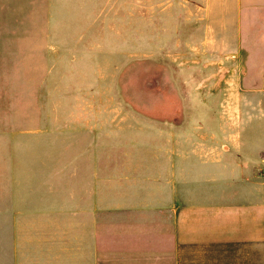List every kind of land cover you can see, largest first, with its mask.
Instances as JSON below:
<instances>
[{"label": "rangeland", "instance_id": "374dc122", "mask_svg": "<svg viewBox=\"0 0 264 264\" xmlns=\"http://www.w3.org/2000/svg\"><path fill=\"white\" fill-rule=\"evenodd\" d=\"M146 1L135 20L131 0H0V160L3 148L11 164L74 153L105 177L108 203L117 184L129 202L137 190L120 177L161 170L153 160L169 143L213 131L221 149L228 126L239 131L242 86L260 78L198 50L191 20H148Z\"/></svg>", "mask_w": 264, "mask_h": 264}, {"label": "crops", "instance_id": "0c3cea01", "mask_svg": "<svg viewBox=\"0 0 264 264\" xmlns=\"http://www.w3.org/2000/svg\"><path fill=\"white\" fill-rule=\"evenodd\" d=\"M131 5L136 20L139 0ZM145 8L152 22L159 12L172 27L191 20L198 50L241 59L243 76L260 78L242 86L241 128L228 126L221 149L213 131L195 134L193 146L169 143L153 160L161 170L120 177L137 190L129 202L117 184L108 203L105 177L92 180L91 164L74 153L65 164H11L3 148L0 264H264V0Z\"/></svg>", "mask_w": 264, "mask_h": 264}]
</instances>
